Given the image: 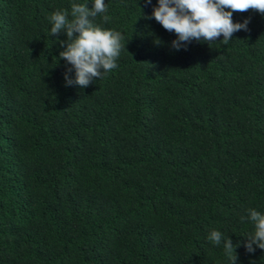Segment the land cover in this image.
I'll return each instance as SVG.
<instances>
[{
  "label": "trees",
  "instance_id": "1",
  "mask_svg": "<svg viewBox=\"0 0 264 264\" xmlns=\"http://www.w3.org/2000/svg\"><path fill=\"white\" fill-rule=\"evenodd\" d=\"M104 2L125 48L81 87L48 17L94 0H0V264H230L212 230L264 264V14L176 50L159 0Z\"/></svg>",
  "mask_w": 264,
  "mask_h": 264
},
{
  "label": "clouds",
  "instance_id": "2",
  "mask_svg": "<svg viewBox=\"0 0 264 264\" xmlns=\"http://www.w3.org/2000/svg\"><path fill=\"white\" fill-rule=\"evenodd\" d=\"M174 6H170V0H159V6L153 8L152 16L169 30L175 31L177 39L173 40L172 46L179 50L186 47L187 42L192 38L197 41H208L210 44L214 38L223 34V41L226 44L235 31L243 29L248 31L249 20L242 23H234L232 12H246L255 9L264 14V0H172ZM230 9L231 11H226ZM106 12L104 0H94L92 8L86 4L71 5V19L67 10L56 11L48 17L51 23V34L61 31L66 33V40L60 41L64 50L60 57L75 69V77L68 68L64 73L65 85L88 86L94 77H99L107 71L116 68V58L124 39L119 32L114 33L109 29H102L93 23L98 14ZM147 18V17H146ZM104 19H107L105 16ZM76 32L78 35L74 36ZM203 38V40H202ZM244 219V217H241ZM247 219L254 225L252 233L247 235L244 244L246 251L254 252V245L264 249V214L255 210L247 209ZM208 240L214 245L223 242L225 255L230 264H237V244H233L230 237L217 230H212Z\"/></svg>",
  "mask_w": 264,
  "mask_h": 264
}]
</instances>
